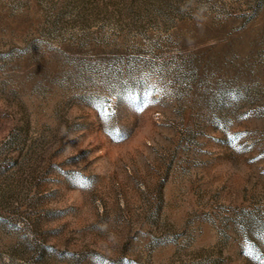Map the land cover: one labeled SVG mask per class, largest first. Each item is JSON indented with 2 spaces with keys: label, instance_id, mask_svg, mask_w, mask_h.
Listing matches in <instances>:
<instances>
[{
  "label": "rangeland",
  "instance_id": "1",
  "mask_svg": "<svg viewBox=\"0 0 264 264\" xmlns=\"http://www.w3.org/2000/svg\"><path fill=\"white\" fill-rule=\"evenodd\" d=\"M0 264H264V0H0Z\"/></svg>",
  "mask_w": 264,
  "mask_h": 264
},
{
  "label": "snow or ice",
  "instance_id": "2",
  "mask_svg": "<svg viewBox=\"0 0 264 264\" xmlns=\"http://www.w3.org/2000/svg\"><path fill=\"white\" fill-rule=\"evenodd\" d=\"M149 94H150V93H147V92H146V93H145V96H147V95H149ZM144 106L146 107V106H147V103H145V104H144ZM101 110L103 111V108H102V106H101ZM139 110H142V108H141V109H139Z\"/></svg>",
  "mask_w": 264,
  "mask_h": 264
}]
</instances>
